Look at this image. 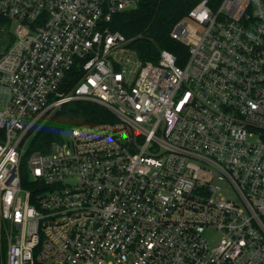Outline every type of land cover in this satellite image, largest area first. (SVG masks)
<instances>
[{"label":"built area","instance_id":"built-area-1","mask_svg":"<svg viewBox=\"0 0 264 264\" xmlns=\"http://www.w3.org/2000/svg\"><path fill=\"white\" fill-rule=\"evenodd\" d=\"M146 1L0 0V264H264V0H200L144 62L111 23ZM72 101L115 121L29 155Z\"/></svg>","mask_w":264,"mask_h":264},{"label":"trees","instance_id":"trees-1","mask_svg":"<svg viewBox=\"0 0 264 264\" xmlns=\"http://www.w3.org/2000/svg\"><path fill=\"white\" fill-rule=\"evenodd\" d=\"M200 0H150L140 3L135 9L114 16L111 29L123 34L128 40L127 49L142 61H156L162 50L175 55L186 54L187 49L174 41L170 33ZM10 22L0 17V28ZM184 61V59H183ZM82 78L79 67L70 71L60 90L62 97L71 96ZM114 116L104 107L85 101H72L53 116L36 134L28 149L48 153L53 143L73 127L112 123Z\"/></svg>","mask_w":264,"mask_h":264},{"label":"rangeland","instance_id":"rangeland-1","mask_svg":"<svg viewBox=\"0 0 264 264\" xmlns=\"http://www.w3.org/2000/svg\"><path fill=\"white\" fill-rule=\"evenodd\" d=\"M16 29V24L14 23H10L7 26H3L0 28V53H2L9 45L11 42V38L14 35ZM61 110V109H60ZM60 110H51L49 113V117H48V121L55 116ZM67 134H65L64 136H66ZM227 198L229 199L230 197L227 196ZM207 237L209 239H214L216 237V235L214 233L208 232L207 233Z\"/></svg>","mask_w":264,"mask_h":264}]
</instances>
